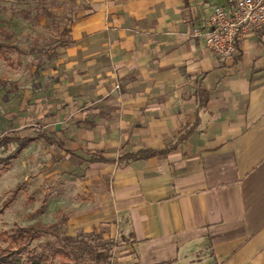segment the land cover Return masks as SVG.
Here are the masks:
<instances>
[{
	"label": "crops",
	"instance_id": "obj_1",
	"mask_svg": "<svg viewBox=\"0 0 264 264\" xmlns=\"http://www.w3.org/2000/svg\"><path fill=\"white\" fill-rule=\"evenodd\" d=\"M216 6L72 0L53 87L27 104V134L61 145L11 165H53L42 192L69 233L107 230L113 264H264V37L215 53L192 31Z\"/></svg>",
	"mask_w": 264,
	"mask_h": 264
},
{
	"label": "rangeland",
	"instance_id": "obj_2",
	"mask_svg": "<svg viewBox=\"0 0 264 264\" xmlns=\"http://www.w3.org/2000/svg\"><path fill=\"white\" fill-rule=\"evenodd\" d=\"M71 8L72 0H0V36L2 29L10 31L13 43L21 48L9 50L8 58L0 56V78L17 83L11 87L0 85V136L31 132L23 128L27 104L40 100L43 92L53 87L54 60ZM16 146L0 151V157L9 155ZM30 152L24 149L0 178V246L5 244L3 233L12 227L54 222L64 214L58 211V200L51 203L48 192H42L40 176L54 166L38 160L30 167Z\"/></svg>",
	"mask_w": 264,
	"mask_h": 264
},
{
	"label": "trees",
	"instance_id": "obj_3",
	"mask_svg": "<svg viewBox=\"0 0 264 264\" xmlns=\"http://www.w3.org/2000/svg\"><path fill=\"white\" fill-rule=\"evenodd\" d=\"M11 49L21 51V48L13 43L12 33L2 29L0 56L8 58ZM0 85L11 87L17 86V83L0 78ZM39 139H45L51 144L58 142L42 129L37 130L35 135H1L0 151L12 144H17V147L9 155L0 157V178L10 167L11 160L20 154L24 147ZM158 153L155 150H147L140 156L148 157ZM68 221L69 216L63 214L54 222L38 221L14 226L4 232L5 244L0 246V264H113L117 243L115 240H104V233L107 231L105 228L101 232L79 229L72 234L68 231Z\"/></svg>",
	"mask_w": 264,
	"mask_h": 264
},
{
	"label": "built area",
	"instance_id": "obj_4",
	"mask_svg": "<svg viewBox=\"0 0 264 264\" xmlns=\"http://www.w3.org/2000/svg\"><path fill=\"white\" fill-rule=\"evenodd\" d=\"M231 11L216 6L206 19V29L195 27L194 37L204 38L217 54L230 59L238 55L239 42L250 33L264 37V0H229Z\"/></svg>",
	"mask_w": 264,
	"mask_h": 264
}]
</instances>
